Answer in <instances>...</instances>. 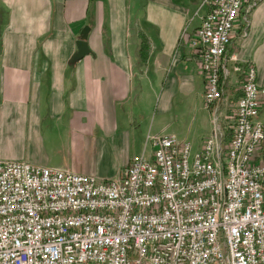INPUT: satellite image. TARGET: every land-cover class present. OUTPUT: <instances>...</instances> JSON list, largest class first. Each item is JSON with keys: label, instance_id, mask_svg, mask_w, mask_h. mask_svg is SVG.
I'll return each instance as SVG.
<instances>
[{"label": "built area", "instance_id": "2783aa9c", "mask_svg": "<svg viewBox=\"0 0 264 264\" xmlns=\"http://www.w3.org/2000/svg\"><path fill=\"white\" fill-rule=\"evenodd\" d=\"M247 1L201 0L190 42L212 128L198 149L156 135L108 178L0 160V264H264V85L228 53Z\"/></svg>", "mask_w": 264, "mask_h": 264}, {"label": "crops", "instance_id": "0c3cea01", "mask_svg": "<svg viewBox=\"0 0 264 264\" xmlns=\"http://www.w3.org/2000/svg\"><path fill=\"white\" fill-rule=\"evenodd\" d=\"M206 10L201 0H0V160L114 177L185 112L183 136L171 135L198 149L212 121L190 38ZM248 17L228 53L264 85V0ZM86 25L91 53L71 65ZM241 78L231 70L232 98Z\"/></svg>", "mask_w": 264, "mask_h": 264}, {"label": "water", "instance_id": "95a60500", "mask_svg": "<svg viewBox=\"0 0 264 264\" xmlns=\"http://www.w3.org/2000/svg\"><path fill=\"white\" fill-rule=\"evenodd\" d=\"M90 32V26L86 25L82 31L79 39L76 41L77 50L73 55L71 56L69 60V64H75L77 61L82 59L85 55H88L91 53V49L88 45V34Z\"/></svg>", "mask_w": 264, "mask_h": 264}, {"label": "rangeland", "instance_id": "374dc122", "mask_svg": "<svg viewBox=\"0 0 264 264\" xmlns=\"http://www.w3.org/2000/svg\"><path fill=\"white\" fill-rule=\"evenodd\" d=\"M261 119L264 120V108L262 109ZM191 120H192L191 113L185 112L179 116V119L177 122L171 125L168 129L165 128L164 131H160V133H163L165 135H171L173 133H176L178 137L180 136L182 137L183 135L181 134V132L185 130L186 126L189 125Z\"/></svg>", "mask_w": 264, "mask_h": 264}, {"label": "trees", "instance_id": "16d2710c", "mask_svg": "<svg viewBox=\"0 0 264 264\" xmlns=\"http://www.w3.org/2000/svg\"><path fill=\"white\" fill-rule=\"evenodd\" d=\"M2 22V19L0 17V24ZM149 41L148 39L142 35V42H141V46H140V51H139V55H140V59L143 63H145L148 59V56H149Z\"/></svg>", "mask_w": 264, "mask_h": 264}]
</instances>
